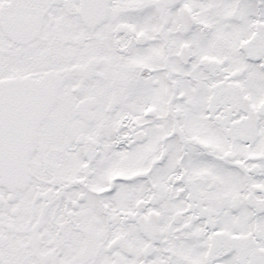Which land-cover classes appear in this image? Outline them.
Returning <instances> with one entry per match:
<instances>
[{"label":"snow or ice","instance_id":"obj_1","mask_svg":"<svg viewBox=\"0 0 264 264\" xmlns=\"http://www.w3.org/2000/svg\"><path fill=\"white\" fill-rule=\"evenodd\" d=\"M0 264H264V0H0Z\"/></svg>","mask_w":264,"mask_h":264}]
</instances>
